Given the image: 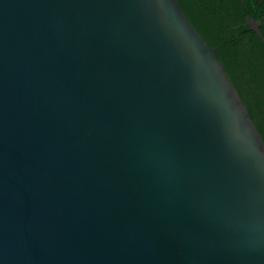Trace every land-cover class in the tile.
<instances>
[{
    "label": "water",
    "instance_id": "95a60500",
    "mask_svg": "<svg viewBox=\"0 0 264 264\" xmlns=\"http://www.w3.org/2000/svg\"><path fill=\"white\" fill-rule=\"evenodd\" d=\"M0 264H264V142L178 0H0Z\"/></svg>",
    "mask_w": 264,
    "mask_h": 264
},
{
    "label": "trees",
    "instance_id": "16d2710c",
    "mask_svg": "<svg viewBox=\"0 0 264 264\" xmlns=\"http://www.w3.org/2000/svg\"><path fill=\"white\" fill-rule=\"evenodd\" d=\"M215 48L264 142V0H178ZM248 19L258 22L261 36Z\"/></svg>",
    "mask_w": 264,
    "mask_h": 264
},
{
    "label": "flooded vegetation",
    "instance_id": "af4514ba",
    "mask_svg": "<svg viewBox=\"0 0 264 264\" xmlns=\"http://www.w3.org/2000/svg\"><path fill=\"white\" fill-rule=\"evenodd\" d=\"M247 23L250 25L251 28L256 27V25L254 24V22H251L250 20H248Z\"/></svg>",
    "mask_w": 264,
    "mask_h": 264
}]
</instances>
